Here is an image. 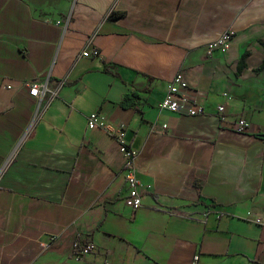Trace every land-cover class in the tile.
Masks as SVG:
<instances>
[{
    "label": "crops",
    "instance_id": "obj_1",
    "mask_svg": "<svg viewBox=\"0 0 264 264\" xmlns=\"http://www.w3.org/2000/svg\"><path fill=\"white\" fill-rule=\"evenodd\" d=\"M89 40L97 57L81 56ZM262 41L264 0H0V264H264ZM178 73L205 115L157 109ZM36 81L56 96L31 97ZM91 113L124 130L136 211Z\"/></svg>",
    "mask_w": 264,
    "mask_h": 264
},
{
    "label": "built area",
    "instance_id": "obj_2",
    "mask_svg": "<svg viewBox=\"0 0 264 264\" xmlns=\"http://www.w3.org/2000/svg\"><path fill=\"white\" fill-rule=\"evenodd\" d=\"M117 11V2H115L107 12L106 17L111 18ZM59 24V22H57ZM90 40L85 45L81 52V56L97 57L98 52L91 47ZM228 43V34H224L217 42L211 44L210 49H215L219 46H226ZM24 87L28 88L29 95L36 99H40L43 95L49 93L52 97L56 96L57 91L49 90L46 82H26ZM226 97V94H223ZM197 94L189 92V86L184 81L182 75L178 73L172 81L167 85L164 98L156 105L159 111H167L177 115H183L188 117H199L205 115V109L202 106H198L196 103ZM219 120L222 122L225 120L223 113V105H219L216 108ZM234 131L238 134H243L248 127V123L244 119L235 121ZM34 121H32L24 131L19 143L23 142L32 132ZM87 129H100L109 136L116 138L121 146V153L124 159L123 172L125 178V184L127 187V194L123 199V205L132 211L138 210L142 205V194L140 191L141 183L137 176V171L134 161V153L129 148L128 144L123 140L124 130L109 125L105 120L100 117L98 113H91L87 117L86 122ZM165 128V126H162ZM5 168V165L0 169V174ZM81 236L75 237L73 241V247L79 248ZM92 244L84 245L81 248L80 255L89 254L93 250ZM109 264V263H104ZM192 264H198V256L193 257Z\"/></svg>",
    "mask_w": 264,
    "mask_h": 264
},
{
    "label": "trees",
    "instance_id": "obj_3",
    "mask_svg": "<svg viewBox=\"0 0 264 264\" xmlns=\"http://www.w3.org/2000/svg\"><path fill=\"white\" fill-rule=\"evenodd\" d=\"M113 18H115V16H112ZM262 45L264 46V42H261ZM246 57V54L242 55V57L239 60V64H238V70L240 71L243 67H244V59ZM264 69V62L263 64L257 69V71H261ZM137 95L134 93H130L128 95L125 96V98L123 99L122 103H121V107L122 108H130L135 100L137 99ZM1 123H0V129H1ZM256 137L264 140V135H256ZM4 142H6V138L4 137V135L0 134V165L2 164V162L4 161L6 154H7V150L4 146Z\"/></svg>",
    "mask_w": 264,
    "mask_h": 264
},
{
    "label": "rangeland",
    "instance_id": "obj_4",
    "mask_svg": "<svg viewBox=\"0 0 264 264\" xmlns=\"http://www.w3.org/2000/svg\"><path fill=\"white\" fill-rule=\"evenodd\" d=\"M11 154H13V153H11ZM11 154H10V155H11ZM10 155H9V156H10ZM8 158L11 159V158H12V155H11L10 157H8ZM1 168H2V167H1ZM1 168H0V169H1Z\"/></svg>",
    "mask_w": 264,
    "mask_h": 264
}]
</instances>
